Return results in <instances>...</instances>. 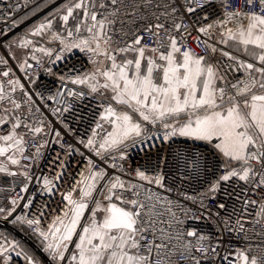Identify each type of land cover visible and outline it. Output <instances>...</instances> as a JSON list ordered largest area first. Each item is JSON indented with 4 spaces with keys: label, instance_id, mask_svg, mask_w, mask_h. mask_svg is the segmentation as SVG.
<instances>
[{
    "label": "snow or ice",
    "instance_id": "6c2138e0",
    "mask_svg": "<svg viewBox=\"0 0 264 264\" xmlns=\"http://www.w3.org/2000/svg\"><path fill=\"white\" fill-rule=\"evenodd\" d=\"M8 6L0 264H264V0Z\"/></svg>",
    "mask_w": 264,
    "mask_h": 264
},
{
    "label": "built area",
    "instance_id": "2783aa9c",
    "mask_svg": "<svg viewBox=\"0 0 264 264\" xmlns=\"http://www.w3.org/2000/svg\"><path fill=\"white\" fill-rule=\"evenodd\" d=\"M65 0H57L48 7L43 8L42 10H39L35 13V15H31L34 8L40 4L39 0H8V4H5L3 0H0V14H3L4 12H8L9 15H13L11 12V9L9 8L10 5L16 6L18 11L15 12L13 18L17 21L18 27H11V24L7 26L9 31V39L14 38L17 35H21L25 33V31L30 28L33 24L38 23L43 17H45V14L52 9L55 5L60 4L61 2H64ZM42 17V18H41ZM5 25L3 21H0V29H4ZM3 43V38L0 37V44ZM5 56V49L3 47H0V57ZM12 67L15 71H17V74L19 75L18 69L15 68V62H11ZM79 64V62H77ZM48 77L41 75V83H48ZM87 111V110H86ZM83 130V128H81ZM141 160V156L137 155L135 150H133L132 154V163L133 165L136 164L137 161ZM11 181L9 180L7 184L3 182V179L0 178V189L4 187H10ZM163 194V193H162ZM5 193L0 191V201H3ZM17 237V239H20L22 242H25L27 245L32 246L33 248H36V244L32 241L31 238L25 236L24 234L20 232L14 233ZM261 238L255 237L253 243L255 244L258 242Z\"/></svg>",
    "mask_w": 264,
    "mask_h": 264
},
{
    "label": "trees",
    "instance_id": "16d2710c",
    "mask_svg": "<svg viewBox=\"0 0 264 264\" xmlns=\"http://www.w3.org/2000/svg\"><path fill=\"white\" fill-rule=\"evenodd\" d=\"M40 1V4L39 5H37L35 8H34V10H36L37 8H38V6H39V8L42 10L43 8H45V7H48L49 5H51L52 3H54L55 1H57V0H39ZM33 10V11H34ZM33 11H32V13H31V15H33ZM37 11H39V10H37ZM37 11H35V13L37 12ZM32 241L36 244V242L32 239Z\"/></svg>",
    "mask_w": 264,
    "mask_h": 264
},
{
    "label": "crops",
    "instance_id": "0c3cea01",
    "mask_svg": "<svg viewBox=\"0 0 264 264\" xmlns=\"http://www.w3.org/2000/svg\"><path fill=\"white\" fill-rule=\"evenodd\" d=\"M65 2V1H64ZM64 2H61L60 4H57V5H55L52 9H50L46 14H45V16H47L50 12H53V11H55V9H56V7H58V6H60L62 3H64ZM42 18V17H41ZM44 18V17H43Z\"/></svg>",
    "mask_w": 264,
    "mask_h": 264
}]
</instances>
